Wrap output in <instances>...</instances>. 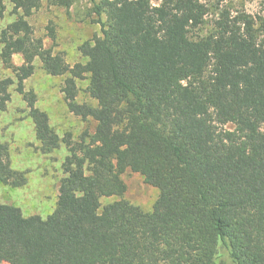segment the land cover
<instances>
[{
    "label": "trees",
    "instance_id": "1",
    "mask_svg": "<svg viewBox=\"0 0 264 264\" xmlns=\"http://www.w3.org/2000/svg\"><path fill=\"white\" fill-rule=\"evenodd\" d=\"M43 0H11L0 32V109L17 83L43 152L66 144L54 210L23 216L0 203V261L7 264H264V5L262 15L200 0L93 2L101 34L68 64L27 20ZM69 5L67 0H46ZM5 5L0 0V17ZM104 17V20L101 18ZM24 62L15 65L12 55ZM38 57L73 114L95 120L72 143L49 125L24 80ZM96 104L79 103L77 80ZM228 124L232 126L229 127ZM0 141V181L23 185ZM126 169L157 188L150 211L123 196Z\"/></svg>",
    "mask_w": 264,
    "mask_h": 264
},
{
    "label": "rangeland",
    "instance_id": "2",
    "mask_svg": "<svg viewBox=\"0 0 264 264\" xmlns=\"http://www.w3.org/2000/svg\"><path fill=\"white\" fill-rule=\"evenodd\" d=\"M69 5H53L43 0L40 6L27 17L33 36L42 39L44 47L52 53H60L65 61L84 63L86 58L79 51L85 41H91L101 34L98 17L93 12V2L99 0H67ZM161 0H151L159 4ZM209 7L206 22L201 31L205 32L212 26L215 18V6H226L236 13L244 11L253 16L262 15L264 0H200ZM5 5L3 16L0 17V32L6 25L17 18L12 13L11 0H2ZM104 20V17L101 18ZM1 51V44H0ZM12 62L20 65L24 62L21 53L12 55ZM33 73L24 80V90H32L36 95L35 106L46 112L50 127L61 138L69 137L74 144L81 140L84 133L91 134L95 128V120L91 117L81 118L69 111L60 87L68 74L51 75L36 57L33 60ZM13 77L10 68L0 57V79ZM77 101L79 103L96 104L89 97L86 87L89 79L77 80ZM17 83L9 86L10 100L4 109H0V141L8 148L7 160L13 170L22 172L26 178L23 185L13 186L0 181V203L18 207L23 216L39 215L46 218L56 205L58 187L65 175L62 163L69 154L66 144L61 143L49 152H43L41 143L36 138L34 124L28 114V107L22 94L16 89ZM231 127V124H228ZM126 184L123 196L102 197L101 205L118 199H126L139 206L143 211H150L158 197V189L147 184L143 176L126 169L122 174ZM0 264H7L0 261Z\"/></svg>",
    "mask_w": 264,
    "mask_h": 264
}]
</instances>
